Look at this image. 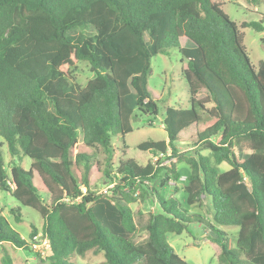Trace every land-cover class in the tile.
<instances>
[{
  "label": "trees",
  "instance_id": "16d2710c",
  "mask_svg": "<svg viewBox=\"0 0 264 264\" xmlns=\"http://www.w3.org/2000/svg\"><path fill=\"white\" fill-rule=\"evenodd\" d=\"M263 23L241 28L261 32ZM182 38L193 47H181ZM170 49L187 60L181 75L191 107L165 109L168 141L142 142L138 148L158 159L142 166L124 159L125 143L112 141L131 133L140 115L158 114L148 91L150 51ZM80 63L92 73L83 87L74 77ZM188 129L208 155L184 160V203L210 198L211 222L159 193L182 176L160 165L169 151L182 161L176 146ZM94 169L103 191L92 190ZM0 192L17 203L10 209L16 223L22 208L41 218L51 264H73L88 251L103 253L105 264H189L166 234L180 235L191 222L209 230L219 264H264V60L255 70L239 27L213 0H0ZM138 199L159 207L140 243L130 207ZM2 213L0 246L29 250ZM214 225L238 228L235 248ZM2 264H13L7 254Z\"/></svg>",
  "mask_w": 264,
  "mask_h": 264
},
{
  "label": "rangeland",
  "instance_id": "374dc122",
  "mask_svg": "<svg viewBox=\"0 0 264 264\" xmlns=\"http://www.w3.org/2000/svg\"><path fill=\"white\" fill-rule=\"evenodd\" d=\"M220 4L222 11L227 15L230 21L234 22L239 27V32L242 36V43L248 54L250 62L255 70L258 69L260 63L264 60V30L255 32L251 28H241L242 23L249 22H264V5H250L245 0H213ZM264 26V23H263ZM87 35L93 34L92 28H87L84 31ZM181 47L191 48L193 45L186 38L180 40ZM151 52V72L148 77V91L150 97L156 102L158 114L156 116L140 115L137 120L132 121L133 131L127 134L124 138H113V146L120 148L125 143L127 152L124 159H133L139 165L156 162L157 157L152 156L147 151H141L138 146L145 141H165L167 135L163 129L162 121L164 119L165 109L167 107L175 109H189L188 87L181 73L186 68L187 60L180 54L178 49H170L166 55H154ZM75 81L78 85L84 86L90 79L92 73L89 71L87 64L80 63L74 72ZM207 97V93L202 91L198 95V99L203 100ZM212 104L207 103L205 110L211 109ZM202 117L207 116V111L199 109ZM149 121L152 123L149 124ZM181 139L177 144V154L181 155L182 161L177 157H173L170 151L167 153L164 160L161 162V167L170 169L174 167L175 171L181 172V178H186L189 171V166L185 163V159L189 156L196 158L197 153L202 156L208 155L207 151L198 150L193 144V131L188 129L180 134ZM6 150H4L5 152ZM119 156V155H118ZM117 156V157H118ZM5 163L9 165L12 161L7 152L4 154ZM103 163V159L101 160ZM20 164L24 169H28L30 160L22 159ZM229 167L226 163L220 165L221 170H227ZM171 180L168 187L159 189V193L165 199L171 197L177 198L185 209L191 214H199L207 221H212V208L210 198L202 196L200 200L193 206L187 207L184 203V195L182 189L185 181H178L176 184ZM90 183L92 190L97 192L103 191L106 188L103 177L99 169H94L90 175ZM175 188L178 191H175ZM18 206L17 203L5 192H0V207L3 210V216L10 223L11 227L19 233L29 245L30 233L33 228L37 230V234H42V220L34 211L22 208V220L16 223L13 216L10 214V209ZM134 219L137 225V232L133 236L134 242H143L147 233L144 231V226L147 222L150 213L159 211L158 205H154L150 200L143 202L138 199L130 205ZM218 231L228 235L229 245L232 248L236 247V239L238 228L214 225ZM36 234V235H37ZM209 230L202 228L195 222L188 224L187 231L180 235L174 233L166 234V240L172 247L175 254L183 261L189 264H219L217 256L219 248L209 240ZM7 254L13 264H51L48 259L42 258L37 253L28 249H18L11 244H3L0 246V264L2 258ZM69 262L73 264H105L103 253H94L88 251L82 257H72Z\"/></svg>",
  "mask_w": 264,
  "mask_h": 264
},
{
  "label": "built area",
  "instance_id": "2783aa9c",
  "mask_svg": "<svg viewBox=\"0 0 264 264\" xmlns=\"http://www.w3.org/2000/svg\"><path fill=\"white\" fill-rule=\"evenodd\" d=\"M186 178H180L179 181H185ZM174 184L175 182H171ZM176 184V183H175ZM51 247L50 241L47 237L42 234L33 236L29 241V248L32 252L37 253L39 256L44 258L49 252Z\"/></svg>",
  "mask_w": 264,
  "mask_h": 264
}]
</instances>
